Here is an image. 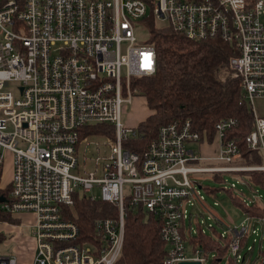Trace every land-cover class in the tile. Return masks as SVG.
<instances>
[{
	"label": "built area",
	"instance_id": "obj_1",
	"mask_svg": "<svg viewBox=\"0 0 264 264\" xmlns=\"http://www.w3.org/2000/svg\"><path fill=\"white\" fill-rule=\"evenodd\" d=\"M140 19L146 28L150 20L168 24L190 41L217 38L232 44L231 77L240 79L252 107L256 98H264V0H0V164L4 152L12 163L9 193L0 209L33 213L32 264H120L125 201L159 218L166 253L158 264H205L207 255L201 248L191 251L186 239L196 232L192 219L198 215L187 204L204 201L198 173L222 177L232 172L239 182L244 170L264 171V164L235 163L239 147L228 136L238 123L233 116L212 124L211 141L189 119H173L157 126L140 151L122 145L139 135L135 126L121 122L124 104L138 96L132 81L156 72L155 44L135 34ZM96 123L111 124L114 138L79 136L82 125ZM96 136L104 138L93 143L98 167L74 174L80 145L85 163L88 140ZM212 141L217 142L212 158L230 164H200L205 158L199 147L189 144ZM245 141L264 155V116L254 113ZM75 193L117 207L113 217L94 220L93 242H77L78 226L65 218L64 208L73 205ZM243 200L264 204V192ZM214 218L223 229L220 237L228 238V256L246 263V250L255 241L243 250L241 240L264 227V213H245L233 225ZM195 226L202 228L200 222ZM0 264L17 263L4 253Z\"/></svg>",
	"mask_w": 264,
	"mask_h": 264
},
{
	"label": "trees",
	"instance_id": "obj_2",
	"mask_svg": "<svg viewBox=\"0 0 264 264\" xmlns=\"http://www.w3.org/2000/svg\"><path fill=\"white\" fill-rule=\"evenodd\" d=\"M148 42L156 46V72L152 76L137 77L132 85L146 102L148 114L140 120L135 128L139 135L136 139L122 141V145L134 151H140L141 145L154 137L157 126L173 119H189L194 128L206 130L208 140H212V124L226 116L237 119L236 127L228 136L239 147V156L235 163L242 165L264 164V155L252 150L245 141L246 135L253 128L254 111L252 105L243 97L240 79L231 77L228 66L230 56L236 55L234 46L217 38L202 41H190L183 34L175 31L168 24L156 26L150 20ZM82 136L87 134H104L114 138L113 126L107 123L82 125L79 128ZM3 163L0 164V198L6 197L10 181L2 185ZM242 175L247 183L258 185L264 191V171L244 170ZM218 178H222L220 175ZM204 186V185H203ZM207 192L217 188L203 187ZM229 192L235 205L244 213L253 217L264 213V204L259 202L246 204L239 195ZM73 205L64 208L65 218L72 219L78 226L79 243L93 242L92 224L99 217H113L117 213L115 204L100 199L91 200L85 194L75 193ZM124 238L119 256L120 264H158L165 257V244L160 239V220L139 206L124 204ZM0 221L18 222L13 214L0 209ZM214 235H209L196 226V232L187 236V242L193 251L201 248L204 255L214 252L209 264H215L227 257L225 264H238L228 256V238L220 237V231L210 227ZM6 235L0 232V242ZM248 238L243 237L241 248L246 249ZM254 248V245L252 246ZM253 248L246 250L248 261L240 264H253L264 257V248L259 257L252 258ZM209 258V257H208Z\"/></svg>",
	"mask_w": 264,
	"mask_h": 264
},
{
	"label": "rangeland",
	"instance_id": "obj_3",
	"mask_svg": "<svg viewBox=\"0 0 264 264\" xmlns=\"http://www.w3.org/2000/svg\"><path fill=\"white\" fill-rule=\"evenodd\" d=\"M161 22H156V26L161 25ZM136 31L135 34L139 40L148 39L149 38V29L146 28V25L141 22V19L138 21V27H135ZM132 103L124 104V107L121 112V122L125 126H132L135 125L139 120L145 118L148 114L146 102L143 100L142 96L138 95L135 96L132 100ZM91 135V134H90ZM95 135V134H93ZM100 135V134H97ZM104 138L96 136L92 137L88 140L89 143L86 152H85V163L82 161V149L84 146L80 145L79 148V156H78V165L76 168H73L71 171L74 174L83 175L85 172H92L97 167L94 165V158L97 157V153L95 150V143L96 142H103ZM94 143V144H93ZM217 144L216 141H212L210 146L205 147V145L198 146L197 144L191 143L189 144L190 147H199L198 154L205 158L200 162L202 166H212V165H227L230 162H218L212 158V156L217 154ZM3 171H2V183L6 185L11 177V155L8 152L3 153ZM218 173H198L197 179L201 185L207 186L209 188H217L215 192H207L203 187L199 189V193L202 195L203 200L192 199L193 204H187V208L192 213H197V220L195 217L192 219L193 228L196 229L195 223L200 222L202 228H204L205 232L209 235H214L212 229L209 226H215L219 231L223 229L220 227V224L217 223V219L214 218L218 216V219L226 224L233 225L238 224L240 221L243 220L244 211L238 205H235L233 199H231V195L229 192H226L225 189L230 187V183L233 182L236 184V189H233L232 194H239L241 192L242 197L248 200V197L262 194L264 191L258 185L247 183L244 177L242 176L239 182L236 181L234 178V174L232 172L222 173V178H218ZM92 194L98 198L99 196V189L97 187L93 188ZM126 190V189H125ZM214 218V219H213ZM202 221V222H201ZM205 221V224L203 223ZM257 234H249L248 237V244L246 247H249L253 244L254 239V248L252 252V258L259 256V251L264 248V227L258 226ZM197 230V229H196ZM5 233V232H4ZM10 234V233H8ZM13 244H7L6 242H0V254L4 253H14L12 249ZM242 251L241 253H243ZM215 256L214 252L208 253L207 257L211 260ZM227 257H224L223 260L215 263V264H225L227 261ZM261 261V260H260ZM205 264H209L206 261Z\"/></svg>",
	"mask_w": 264,
	"mask_h": 264
},
{
	"label": "crops",
	"instance_id": "obj_4",
	"mask_svg": "<svg viewBox=\"0 0 264 264\" xmlns=\"http://www.w3.org/2000/svg\"><path fill=\"white\" fill-rule=\"evenodd\" d=\"M253 111L257 115L264 116V98H256L254 100ZM215 145L217 146V144ZM207 146L210 145H205V147ZM2 185L4 184L2 183ZM12 214L13 217L18 220V222L10 223L6 221H0V232L6 235V238L3 241L7 244H13L12 249L14 250V253L10 254L15 256L17 264H32V260L36 250L34 234V215L32 212L28 211Z\"/></svg>",
	"mask_w": 264,
	"mask_h": 264
},
{
	"label": "water",
	"instance_id": "obj_5",
	"mask_svg": "<svg viewBox=\"0 0 264 264\" xmlns=\"http://www.w3.org/2000/svg\"><path fill=\"white\" fill-rule=\"evenodd\" d=\"M3 200H4V197H1V198H0V201H3ZM183 264H199V263L196 262V261H186V262H184ZM260 264H264V257H263V259L261 260Z\"/></svg>",
	"mask_w": 264,
	"mask_h": 264
}]
</instances>
